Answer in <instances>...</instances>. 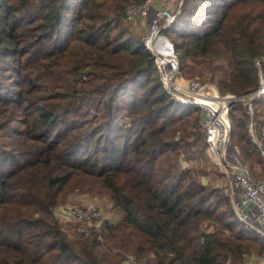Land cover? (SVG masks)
<instances>
[{
  "label": "trees",
  "instance_id": "obj_1",
  "mask_svg": "<svg viewBox=\"0 0 264 264\" xmlns=\"http://www.w3.org/2000/svg\"><path fill=\"white\" fill-rule=\"evenodd\" d=\"M128 1L0 0V264L264 257V236L208 177L200 109L160 86ZM162 31L180 74L220 94L264 85V0H180ZM251 103L264 126V92ZM227 116L249 173L264 167L241 99ZM71 191L105 196L117 219L66 233L53 209Z\"/></svg>",
  "mask_w": 264,
  "mask_h": 264
},
{
  "label": "built area",
  "instance_id": "obj_2",
  "mask_svg": "<svg viewBox=\"0 0 264 264\" xmlns=\"http://www.w3.org/2000/svg\"><path fill=\"white\" fill-rule=\"evenodd\" d=\"M180 0H132L125 3L123 17L143 27L141 42L151 56L160 86L173 100L200 109L199 125L206 142L204 153L220 172L224 193L238 220L264 236V167L260 175L249 173L244 161L229 139L227 110L236 99L242 100L246 112L245 129L264 163V126H256L251 99L264 92L258 84L242 95L220 94L210 82L178 72V64L170 40L162 29L170 24ZM259 67L264 60H255ZM242 96L241 98H238ZM203 179V178H202ZM53 214L59 222L96 221L100 211L90 205H58ZM135 257L126 254L123 264H134Z\"/></svg>",
  "mask_w": 264,
  "mask_h": 264
},
{
  "label": "rangeland",
  "instance_id": "obj_3",
  "mask_svg": "<svg viewBox=\"0 0 264 264\" xmlns=\"http://www.w3.org/2000/svg\"><path fill=\"white\" fill-rule=\"evenodd\" d=\"M132 22L134 25L133 30H134L135 34L140 37L141 34L143 33L144 28L136 25L137 21H132ZM162 33H164V31H162ZM206 166H207V170L209 171L208 177H209L210 181L213 184H220L222 179L219 178L220 176L216 175L215 166L207 160H206ZM262 169H263V167H260L258 165H253V168L251 170V175H253V176L260 175L262 173ZM71 204L90 205V206L97 208L100 211V217H105L111 222L115 221L117 219V215L111 214L107 211L109 201L103 195L96 196L93 194L79 193V192L77 193L75 191H71L66 195V197L62 203H58V205H65V206L71 205ZM57 206H55L54 209ZM75 223L76 222H66V223L60 222L63 230L66 233H69L71 231V229ZM76 227H81V223H76ZM209 228H210V226H209ZM138 263L140 264V260L135 259L134 264H138ZM241 264H264V257L249 255V256L245 257L243 263H241Z\"/></svg>",
  "mask_w": 264,
  "mask_h": 264
},
{
  "label": "water",
  "instance_id": "obj_4",
  "mask_svg": "<svg viewBox=\"0 0 264 264\" xmlns=\"http://www.w3.org/2000/svg\"><path fill=\"white\" fill-rule=\"evenodd\" d=\"M242 96H239L238 98H241Z\"/></svg>",
  "mask_w": 264,
  "mask_h": 264
}]
</instances>
